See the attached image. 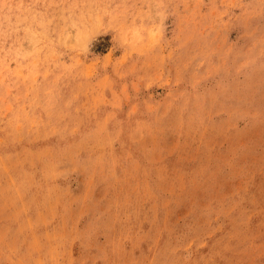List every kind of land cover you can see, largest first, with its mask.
I'll return each instance as SVG.
<instances>
[{
	"label": "rangeland",
	"instance_id": "obj_1",
	"mask_svg": "<svg viewBox=\"0 0 264 264\" xmlns=\"http://www.w3.org/2000/svg\"><path fill=\"white\" fill-rule=\"evenodd\" d=\"M0 264H264V0H0Z\"/></svg>",
	"mask_w": 264,
	"mask_h": 264
}]
</instances>
